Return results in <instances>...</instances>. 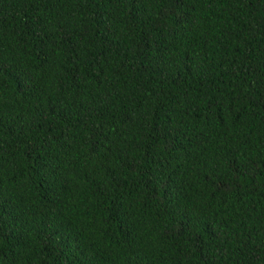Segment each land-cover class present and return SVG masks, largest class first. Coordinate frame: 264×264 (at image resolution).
<instances>
[{
	"label": "trees",
	"instance_id": "trees-1",
	"mask_svg": "<svg viewBox=\"0 0 264 264\" xmlns=\"http://www.w3.org/2000/svg\"><path fill=\"white\" fill-rule=\"evenodd\" d=\"M0 50V264H264V0H0Z\"/></svg>",
	"mask_w": 264,
	"mask_h": 264
},
{
	"label": "snow or ice",
	"instance_id": "snow-or-ice-1",
	"mask_svg": "<svg viewBox=\"0 0 264 264\" xmlns=\"http://www.w3.org/2000/svg\"><path fill=\"white\" fill-rule=\"evenodd\" d=\"M184 2L185 0H177V3ZM37 27H39L38 24ZM38 55L43 57L40 65L41 67H43L44 64H47L50 58L53 60L55 59L52 51L48 48L47 44L43 42L41 43ZM0 73H8L10 75L14 74L17 80V89L24 96H28L33 93L34 81L32 80L29 72L22 68L14 69L9 61L4 58L2 50H0ZM56 83L55 79L49 81L50 86H55ZM113 180L116 181L113 187H117L121 183V181L115 176H113ZM105 190L106 188L104 186H99V191L101 193L105 192ZM134 191V188H126L124 192L115 197V202H117V204L112 216V219L117 221L118 230L124 233V239L128 241L129 247L138 243V241H150L156 228V221L152 215L147 212L138 211L135 207L136 196H134ZM123 200H127L128 206L126 208H122L120 206ZM91 207L92 205L86 203L85 201H81L80 206L67 217L69 224L75 227L78 223L80 225V232H83L86 228L95 225L96 217L89 211ZM90 215L92 218L88 219ZM0 221H2V218H0ZM95 231H103L106 234V230L101 227H97ZM2 233L3 228L0 227V234ZM77 234L79 235L80 233ZM196 243L197 242L193 240V244L195 245Z\"/></svg>",
	"mask_w": 264,
	"mask_h": 264
}]
</instances>
